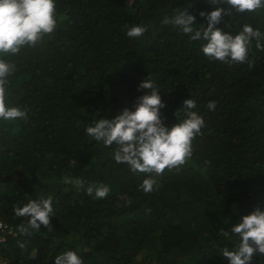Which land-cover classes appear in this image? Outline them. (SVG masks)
<instances>
[{"label":"trees","instance_id":"16d2710c","mask_svg":"<svg viewBox=\"0 0 264 264\" xmlns=\"http://www.w3.org/2000/svg\"><path fill=\"white\" fill-rule=\"evenodd\" d=\"M54 3L52 34L17 55L0 54L15 65L6 106L27 113L0 119V221L17 233L2 248L10 264H55L68 251L83 264H229L223 250H236L239 238L219 232L257 207L264 211V47L251 42L252 67L225 64L203 54L206 41L162 24L187 10L196 30L206 28L200 12L229 7L208 0ZM245 24L264 34V9L233 10L218 27L235 36ZM133 26L148 31L129 38ZM147 78L160 90L165 127L186 119L185 99L196 101L193 111L205 122L186 164L160 175L133 173L115 161V143L105 146L86 134L100 118L135 111ZM211 101L215 110L207 108ZM149 177L157 183L145 193L141 185ZM89 184H104L110 193L96 199L86 192ZM48 196L52 231L41 225L22 234L28 218L13 209ZM252 264H264V255Z\"/></svg>","mask_w":264,"mask_h":264},{"label":"clouds","instance_id":"9594fccd","mask_svg":"<svg viewBox=\"0 0 264 264\" xmlns=\"http://www.w3.org/2000/svg\"><path fill=\"white\" fill-rule=\"evenodd\" d=\"M211 5L226 4L228 8L216 7L211 12H200L206 19L207 27L196 30V18L187 10L180 11L171 18L165 17L164 25L179 28L189 35L193 41L203 40L202 52L210 59L225 64H248L250 45L257 41L258 49L264 47L260 40L264 39L258 29L245 24L242 32L233 36L224 32L218 25L224 16L234 13H255L264 9V0H208ZM56 5L54 0H0V54L17 55L24 47H36L45 35L52 34L57 27L55 19ZM148 31L147 27L133 26L127 31L129 38H140ZM15 65L0 59V119L15 121L26 119L27 113L18 107L6 106V91L8 77L13 73ZM147 90V94L138 98L135 111L125 108L114 119L100 118L92 126L86 128V134L96 142L105 146L114 143L117 149L114 159L118 164H127L133 173L157 175L165 169L172 170L186 164L193 154V140L202 135L205 122L196 111V101L185 99L183 110L186 116L181 123L165 127L161 119V109L165 107L159 95V88L150 79H145L139 89ZM216 103H208L209 110H215ZM177 114V112L175 113ZM65 183L70 182L67 178ZM156 180L149 177L141 185L145 193L154 191ZM76 184L84 186V181L77 180ZM86 192L96 199H104L110 193V188L104 184H89ZM16 217L28 218L27 226L21 225L19 231L31 235L32 231L40 230L41 225L52 231L51 220L55 216L53 198L29 201L23 207L13 209ZM31 230V231H30ZM220 235L231 239L234 234L239 238L236 250L224 248L223 257L229 264H252L254 256L264 255V211L257 207L250 215L241 217L240 221L229 231L221 230ZM25 248L24 243H19ZM55 264H83L76 252L68 251L55 258Z\"/></svg>","mask_w":264,"mask_h":264},{"label":"built area","instance_id":"2783aa9c","mask_svg":"<svg viewBox=\"0 0 264 264\" xmlns=\"http://www.w3.org/2000/svg\"><path fill=\"white\" fill-rule=\"evenodd\" d=\"M16 231L12 226L0 221V264H10L9 259L4 255L2 248L8 237H15Z\"/></svg>","mask_w":264,"mask_h":264}]
</instances>
